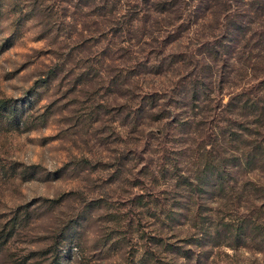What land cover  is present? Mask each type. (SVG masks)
<instances>
[{
    "label": "rangeland",
    "instance_id": "1",
    "mask_svg": "<svg viewBox=\"0 0 264 264\" xmlns=\"http://www.w3.org/2000/svg\"><path fill=\"white\" fill-rule=\"evenodd\" d=\"M178 1L174 14L176 0H0V264H264L248 243L220 240L189 260L159 244L181 245L188 209L216 205L179 193L174 175L193 178L206 149L224 158L235 147L226 125L234 131L239 108L224 105L253 81L212 55L206 64L223 0ZM224 1L264 31V0ZM135 3L189 20L181 40L161 50L162 36L117 32ZM263 43H251L262 61Z\"/></svg>",
    "mask_w": 264,
    "mask_h": 264
},
{
    "label": "trees",
    "instance_id": "2",
    "mask_svg": "<svg viewBox=\"0 0 264 264\" xmlns=\"http://www.w3.org/2000/svg\"><path fill=\"white\" fill-rule=\"evenodd\" d=\"M176 1L171 5H178L179 1ZM221 4L222 9L218 16L216 15L215 19L210 18L209 21L218 23L223 31L221 33L212 32L210 42L206 41V64L209 63L208 58L212 55L213 59L220 58L225 65H228L230 71L236 74L238 81L243 79L245 70L248 71L253 81L234 93L224 105L227 111L239 108L237 111L239 120L234 131H230L229 124L226 125L229 130L227 136L230 141L234 142L235 147L229 149L224 158H221L220 153L218 156L213 155L214 148L210 145L211 149L205 150V158L193 178L181 173L174 175L175 186L180 189L179 193L182 190L187 192L184 193L187 197L190 195L199 197L201 192L205 191L208 192L206 193L208 197L204 199L211 203L216 202V205L211 207H201L202 205L199 204L195 208L188 209L190 212L188 220L192 224L193 231L181 239V245L169 242L159 243L163 253L173 254L174 252L175 255L178 254L185 260L194 256L196 259L198 257L207 258L210 249L216 247L220 240L230 248L246 247L242 244L248 243L257 251L264 253V71L258 75L260 72L258 66L261 64L264 68V60H260L258 52H253L251 55V50H255L251 43L254 40L263 43L264 31L257 33L255 28V30H249V23L257 24V22L251 18L244 20V15L237 23L238 9L235 8L236 11L227 10L224 0ZM171 5L168 7L171 8ZM177 5L174 7V14L177 12ZM215 5L213 2L212 6ZM131 8L137 9V13H131L134 12ZM127 9H130V12L128 10L127 13H122L117 18L116 31L120 32L125 29L129 40L136 36L134 34L136 31H140V36L144 38L141 44H147L148 40L155 42L162 36L159 41L162 43L161 50L174 40H181L183 32L181 26L188 25L189 22L185 18L179 19L180 16L177 15L164 18L153 17L150 13H143L144 11L137 3ZM161 9L163 11L164 6ZM248 14L251 13L248 12ZM176 22L180 23L176 24ZM260 24L264 27V15ZM215 27H212V30ZM262 49L264 50V47ZM145 62L141 61L137 64L138 66L144 65ZM155 66L154 72L160 74L162 68L160 70V65ZM157 68H159L158 71ZM250 95L253 101L249 98ZM6 106L5 100L0 99V108ZM247 109L250 110L245 111ZM169 126H171L170 122L164 125L166 128ZM151 136H155V133L152 132ZM161 136L165 138L167 133L160 128L158 137ZM222 163L223 169L221 170ZM163 170L160 167L158 172L161 174ZM173 200V204L178 202V199L173 198ZM185 206L187 205H184V209ZM174 212L168 210L165 214L166 220H172ZM219 229L223 233H219Z\"/></svg>",
    "mask_w": 264,
    "mask_h": 264
}]
</instances>
